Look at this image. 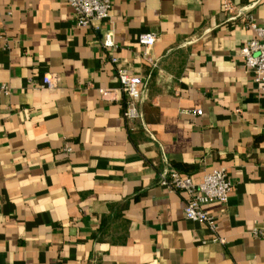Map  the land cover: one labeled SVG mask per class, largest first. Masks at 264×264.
I'll use <instances>...</instances> for the list:
<instances>
[{"label": "crops", "instance_id": "crops-1", "mask_svg": "<svg viewBox=\"0 0 264 264\" xmlns=\"http://www.w3.org/2000/svg\"><path fill=\"white\" fill-rule=\"evenodd\" d=\"M250 22L264 32V0H112L89 27L67 0H0V264H264V91L239 55ZM108 31L146 80L141 119L122 116ZM168 167L194 182L226 169L227 203L205 206L223 243L159 185Z\"/></svg>", "mask_w": 264, "mask_h": 264}, {"label": "built area", "instance_id": "built-area-1", "mask_svg": "<svg viewBox=\"0 0 264 264\" xmlns=\"http://www.w3.org/2000/svg\"><path fill=\"white\" fill-rule=\"evenodd\" d=\"M67 2L73 10L77 25L89 27L93 22H102L109 17L112 0H67ZM224 8L231 11L228 3L224 4ZM250 26L255 35L242 44L239 48V55L243 59L244 67L252 73L257 88L264 91V32L251 22ZM157 39V35L153 32L142 33L138 37V43L143 48L141 56L153 67L156 66V61L151 57V49ZM99 44L104 50L109 51L107 54L115 69V79L125 97L123 118L127 121L141 119L137 102L143 96L146 80L131 74L127 68L119 64L116 55L112 54L115 49L112 32L104 33ZM42 83L48 88L54 86V80L49 75L43 77ZM5 89V86H0V90ZM100 93L103 96L107 94V90H100ZM194 113L200 114L201 111L196 110ZM64 151L70 152V148L65 146ZM157 176L159 185L168 190L183 191L186 194L187 199L183 208L184 218L204 225L211 234V241L223 243V239L218 235L216 220L205 209V206L214 202L222 205L227 203L232 183L227 176L226 169L221 167L211 172H204L199 182H194L189 175L170 167L164 168ZM253 235L264 238V226L255 228Z\"/></svg>", "mask_w": 264, "mask_h": 264}, {"label": "trees", "instance_id": "trees-1", "mask_svg": "<svg viewBox=\"0 0 264 264\" xmlns=\"http://www.w3.org/2000/svg\"><path fill=\"white\" fill-rule=\"evenodd\" d=\"M123 103H125V100H124ZM180 168H181V167H179V169H180ZM177 169H178V167H177ZM179 169H178V170H179ZM159 172H160V171H159ZM159 172H158V173H159ZM158 173H157V174H158ZM157 182H158V176H157Z\"/></svg>", "mask_w": 264, "mask_h": 264}]
</instances>
